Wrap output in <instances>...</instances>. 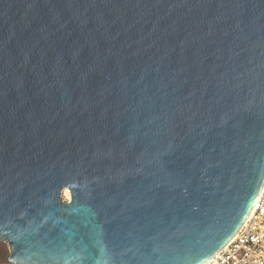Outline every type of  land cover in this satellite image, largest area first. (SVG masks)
Instances as JSON below:
<instances>
[{
  "label": "water",
  "instance_id": "1",
  "mask_svg": "<svg viewBox=\"0 0 264 264\" xmlns=\"http://www.w3.org/2000/svg\"><path fill=\"white\" fill-rule=\"evenodd\" d=\"M263 182L264 0H0L11 262L201 264Z\"/></svg>",
  "mask_w": 264,
  "mask_h": 264
},
{
  "label": "built area",
  "instance_id": "2",
  "mask_svg": "<svg viewBox=\"0 0 264 264\" xmlns=\"http://www.w3.org/2000/svg\"><path fill=\"white\" fill-rule=\"evenodd\" d=\"M201 264H264V182L234 236Z\"/></svg>",
  "mask_w": 264,
  "mask_h": 264
},
{
  "label": "rangeland",
  "instance_id": "3",
  "mask_svg": "<svg viewBox=\"0 0 264 264\" xmlns=\"http://www.w3.org/2000/svg\"><path fill=\"white\" fill-rule=\"evenodd\" d=\"M64 198H69V192L65 191L63 194ZM11 253L8 242L0 240V264H18L11 262L9 259V255Z\"/></svg>",
  "mask_w": 264,
  "mask_h": 264
},
{
  "label": "bare ground",
  "instance_id": "4",
  "mask_svg": "<svg viewBox=\"0 0 264 264\" xmlns=\"http://www.w3.org/2000/svg\"><path fill=\"white\" fill-rule=\"evenodd\" d=\"M65 191H68V190H67V189H65V190H64V192H65Z\"/></svg>",
  "mask_w": 264,
  "mask_h": 264
}]
</instances>
